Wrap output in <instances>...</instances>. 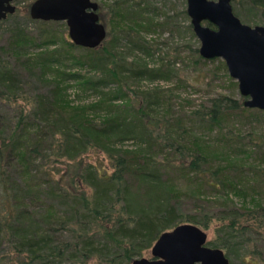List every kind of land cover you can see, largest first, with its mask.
Masks as SVG:
<instances>
[{
    "label": "trees",
    "instance_id": "obj_1",
    "mask_svg": "<svg viewBox=\"0 0 264 264\" xmlns=\"http://www.w3.org/2000/svg\"><path fill=\"white\" fill-rule=\"evenodd\" d=\"M249 2L264 12V0ZM140 5L115 0L106 38L92 49L73 44L64 23V30L47 31L57 22L32 20L40 30L31 32L3 30L13 14L0 22V248L6 244L14 255L5 264H132L180 224L213 226L207 244L229 264L237 247L241 263L264 264V202L237 206L198 196L246 199L248 175L260 176L258 190L264 188L262 135L225 128L232 119L260 125L264 111L244 107L243 96L220 94L173 112V91L132 87L176 74L167 57L156 66L137 57L156 54L141 32L164 27L152 18L138 25L147 9ZM70 82L94 93V101L69 106ZM128 140L133 145L119 146ZM256 155L263 157L258 166L245 163ZM181 181L190 193L176 188Z\"/></svg>",
    "mask_w": 264,
    "mask_h": 264
},
{
    "label": "water",
    "instance_id": "obj_2",
    "mask_svg": "<svg viewBox=\"0 0 264 264\" xmlns=\"http://www.w3.org/2000/svg\"><path fill=\"white\" fill-rule=\"evenodd\" d=\"M234 0H186V13L200 42L204 59H222L247 108L264 111V25L244 24L234 14ZM99 5L93 0H34L29 6L33 20L62 21L73 44L96 48L106 38ZM12 0H0V21L13 14ZM207 21L214 27L204 25ZM207 234L193 224H180L164 231L151 246L158 260L135 258L132 264H229L219 248L205 246Z\"/></svg>",
    "mask_w": 264,
    "mask_h": 264
},
{
    "label": "rangeland",
    "instance_id": "obj_3",
    "mask_svg": "<svg viewBox=\"0 0 264 264\" xmlns=\"http://www.w3.org/2000/svg\"><path fill=\"white\" fill-rule=\"evenodd\" d=\"M33 0H18L14 1L16 6V10L13 13V17L10 21L6 22L3 25L4 28H8L11 25H19L22 28H25L27 31L37 32L40 30V26L34 23L29 16V4ZM98 3L99 11L98 14L101 18V22L108 26L109 19V6L113 5L115 0H93ZM131 1V0H130ZM138 1L141 7L147 6L145 11H142L137 19L138 25L142 27L146 24L144 22L145 19L152 18L154 23H164L163 28H157L154 32H141V36L144 37L148 42H152V45L156 47V54L153 58H147L140 55L137 57H141L144 61L148 63L149 66H156V63H159V57L165 58L173 63L171 66L175 71V76L171 77L167 80H155L153 82L150 81H141L139 84L132 85V87L139 89H147V88H158L165 91H173L174 97L171 99L168 104L170 105V109L173 112L178 111V105L184 104L186 101H192L193 103H200L201 101H206V99L210 97H214L216 95H229L234 97L235 99L241 100V95L238 91V86H236L235 81L228 74L227 68H223V61L220 58H215L214 60L204 59L208 61H203L198 59L199 52L196 53L195 50L199 48L200 42L198 38L195 36L192 27L190 26V17L186 13L187 3L186 0H132ZM250 0H235L232 2V9L234 14L240 19V21L244 24L255 26V25H264V12L261 9H253L249 4ZM12 15V14H11ZM54 27H46L47 31H51L53 28H59L64 30L65 22L55 21ZM207 21H204L203 24L206 25ZM130 26H134L138 28V25H134L132 22H128ZM211 24V23H210ZM43 26V25H42ZM208 26V25H207ZM133 27V28H134ZM44 28V27H43ZM67 34V26H65ZM135 29V28H134ZM6 34L0 35V44L5 43ZM80 52V49L76 50ZM173 55V57H172ZM133 54H128V59H131ZM171 56V57H170ZM174 58L176 60H174ZM174 60V61H173ZM167 61V60H163ZM179 80H183V84L179 85ZM237 82V81H236ZM178 85V87H177ZM65 93L67 95V99L69 101V106L75 107L77 105H85L94 101L95 94L90 92L88 94H84L81 89L78 87L76 82H70L65 85ZM180 86V87H179ZM114 85L111 86L113 88ZM243 101V100H242ZM195 105V104H194ZM14 111V110H13ZM10 111L12 116H15L14 112ZM12 121L15 118H11ZM230 120H227L228 122ZM225 122V123H226ZM232 128L235 132L239 134H247L248 132L258 133L262 135L260 138L262 145L261 149L264 150V121L259 125H240L232 119L231 122L226 124L227 128ZM211 135L218 137L220 136L218 130H213ZM133 145L132 140H128L119 144V146L130 147ZM248 154H254L251 152L252 146L247 145ZM208 153V152H207ZM264 157V156H263ZM261 155L255 156V161L245 162L243 158L241 160H237L239 163H251L253 165L258 166V159L263 158ZM250 158H253L251 156ZM264 161V160H263ZM260 164V163H259ZM260 166L264 167V162L260 164ZM260 176L258 175H248L245 176L243 181H250L248 186H251L252 189H247V197L243 199L242 196H237L233 193H227L224 196H205L198 195L199 197H206L211 200L217 201V203H230L234 202L237 206H241L243 204L251 207L252 201H262L264 202V188L260 190L258 187V183H261L259 180ZM243 183V184H244ZM179 187L176 188L180 191H183L185 194L190 193L191 186L188 182L181 181L179 182ZM183 184V185H181ZM254 191V192H253ZM188 197L187 195H185ZM189 201V200H188ZM218 203V204H219ZM191 208V204H188ZM202 229V228H201ZM213 226L209 229H202L207 234V241L213 237ZM240 248V249H239ZM239 249V250H238ZM1 255H3V262L5 264L10 258L14 257L9 247L5 244L0 248ZM242 248L237 247V255L235 259L232 258V262L234 264H243L241 263L242 258ZM149 258L150 257V249L144 252L142 255L137 256L136 258ZM94 263L92 260L91 264Z\"/></svg>",
    "mask_w": 264,
    "mask_h": 264
},
{
    "label": "flooded vegetation",
    "instance_id": "obj_4",
    "mask_svg": "<svg viewBox=\"0 0 264 264\" xmlns=\"http://www.w3.org/2000/svg\"><path fill=\"white\" fill-rule=\"evenodd\" d=\"M235 1V0H234ZM12 3L14 4V1L12 0ZM15 5V4H14ZM8 15H11V14H8ZM7 15V16H8ZM7 18V17H6ZM5 18V19H6ZM1 22V21H0ZM208 242V241H207ZM207 242L205 243V246H208V247H212V246H210V245H208L207 244ZM212 248H214V247H212ZM147 259H149V260H158L159 259V257H157V256H153L152 254H151V248H150V257L149 258H147Z\"/></svg>",
    "mask_w": 264,
    "mask_h": 264
}]
</instances>
